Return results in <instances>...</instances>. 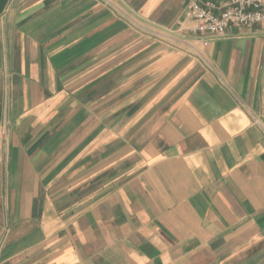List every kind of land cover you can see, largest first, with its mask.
<instances>
[{"label":"crops","instance_id":"1","mask_svg":"<svg viewBox=\"0 0 264 264\" xmlns=\"http://www.w3.org/2000/svg\"><path fill=\"white\" fill-rule=\"evenodd\" d=\"M189 1L0 0V264H264V30Z\"/></svg>","mask_w":264,"mask_h":264},{"label":"built area","instance_id":"2","mask_svg":"<svg viewBox=\"0 0 264 264\" xmlns=\"http://www.w3.org/2000/svg\"><path fill=\"white\" fill-rule=\"evenodd\" d=\"M182 25L187 32L224 36L229 28L264 30V0H190ZM264 131V120H255Z\"/></svg>","mask_w":264,"mask_h":264},{"label":"water","instance_id":"3","mask_svg":"<svg viewBox=\"0 0 264 264\" xmlns=\"http://www.w3.org/2000/svg\"><path fill=\"white\" fill-rule=\"evenodd\" d=\"M144 20V19H143ZM160 28H162L163 30H165V31H167V32H169V33H171V34H173V35H175V36H179V37H181L182 35H180V34H177V33H175L173 30H171V29H166V28H163V27H160Z\"/></svg>","mask_w":264,"mask_h":264}]
</instances>
